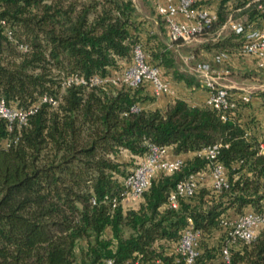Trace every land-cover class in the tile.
Instances as JSON below:
<instances>
[{
	"label": "trees",
	"instance_id": "trees-1",
	"mask_svg": "<svg viewBox=\"0 0 264 264\" xmlns=\"http://www.w3.org/2000/svg\"><path fill=\"white\" fill-rule=\"evenodd\" d=\"M229 1L234 7L248 3L242 10L245 29L264 27V0H218L209 31L225 21ZM2 19L0 96L10 105L36 109L10 128L0 116V264H106L108 257L116 264H151L154 258L173 264L188 218L202 231L194 264H223L221 217L231 215L230 209H264V152L258 145L264 135L261 123L244 118L250 100L240 103L236 118L223 120L215 109L183 97L163 109L142 107L150 96L143 84L64 86L71 73L123 71L136 43L163 78L161 67L196 85L172 68L170 49L135 16L132 0H0ZM244 39V31L232 28L206 47L237 52ZM242 74L261 75L264 82L254 70ZM44 95L56 103L42 100ZM254 95L264 103V89ZM134 103L141 109L131 111ZM216 142L229 186L215 191L204 185L177 207L166 205L179 180L208 170L210 161L199 150ZM149 143L191 155L173 172H159L132 198L122 178ZM124 151L127 158L120 157ZM225 264H264V229L249 242L230 244Z\"/></svg>",
	"mask_w": 264,
	"mask_h": 264
},
{
	"label": "built area",
	"instance_id": "built-area-1",
	"mask_svg": "<svg viewBox=\"0 0 264 264\" xmlns=\"http://www.w3.org/2000/svg\"><path fill=\"white\" fill-rule=\"evenodd\" d=\"M154 8L157 15L163 20L168 39L180 44L201 41L202 36L209 32L208 28L217 19L214 6L196 3V0H154ZM0 22L4 23L5 21L2 19ZM230 24L236 32H245V39L236 53L249 56L255 67L264 72V27L251 26L245 29L241 22H230ZM6 33L9 36L12 34L8 27ZM19 47L26 49L27 44L20 43ZM189 57L194 59L192 69L199 79L200 85L206 90L205 99L201 104L215 109L223 120L236 118L240 111V103L249 101L251 95L246 91L235 94L231 91L230 84L225 81L232 73L230 53L221 50L209 60L195 59L194 53ZM74 83L103 88L112 84L124 83L127 86L143 84L155 98L167 95L168 105L180 97L178 90L170 80L162 77L160 67L148 60V53L141 43L134 44L131 62L123 71L104 76L99 74L84 76L71 73L64 77L62 84L65 86ZM41 99L56 103V100H52L51 96L44 95ZM35 109V105L28 108L10 105L3 96H0V116L7 119L9 128L14 121L24 123L27 116ZM130 109L138 111L141 109V105L134 103ZM258 145L259 152H264V138L259 141ZM148 146L147 153L140 157L135 166L122 178L125 186L124 193L132 198H139L159 172H173L184 161L183 156L172 154L169 146L156 143H149ZM220 146L221 143L216 142L199 150V154L210 161L208 170L191 173L179 180L168 193L166 205L177 207L180 199L194 195L206 173L209 175L210 186L213 190L221 191L229 186L226 166L217 158ZM92 201L94 202V199ZM220 221L226 238V242L222 246V258L223 264H225L229 261L230 244L237 240L249 242L260 229H264V209L259 212L248 208L234 216L223 215ZM201 235L202 231L194 226L191 218H188L174 247L173 264H194L195 258L200 253L199 239ZM106 264L116 263L113 258L108 257ZM151 264H162V260L154 258Z\"/></svg>",
	"mask_w": 264,
	"mask_h": 264
},
{
	"label": "rangeland",
	"instance_id": "rangeland-1",
	"mask_svg": "<svg viewBox=\"0 0 264 264\" xmlns=\"http://www.w3.org/2000/svg\"><path fill=\"white\" fill-rule=\"evenodd\" d=\"M135 5V16L143 21L144 25L152 30V33L155 34L157 39L161 41V43L168 46L171 52V56L173 59V67L179 72L189 76L195 83V87L200 86L199 79L194 74L192 69V64L194 59L190 58L189 55L194 53L195 59H211L214 55L216 49L215 48H207V42H214L217 40L222 34H226L228 31L232 29L230 22H244L247 20L246 13L242 12L243 8L248 5L246 3L243 7H234L235 3L229 1L226 5V13L227 17L225 21L221 24H217L213 30H210L207 34L202 36V40L198 42H194L191 44H169L167 41V35L165 32V26L163 20L160 16L157 15L155 12L153 0H132ZM218 0H207L205 4L207 5H215L214 2ZM224 25V27H222ZM232 61L236 63H241L244 59H247L244 55H240L234 51L230 52ZM233 64V63H232ZM231 68L234 66L231 65ZM162 74L164 77L174 85V87L178 90L180 94H188L186 90H184L183 85H181V80L176 79L172 73V69L170 71H166L164 67H161ZM235 78L237 79L238 83L245 87L244 91L250 93L251 98H254V92L256 90H260L264 88L263 82H261L258 78L263 79V76H244L241 72L235 74ZM147 98H154L153 96H147ZM121 158H127V154L124 152H120ZM210 185V178L209 175L206 173L204 174V179L200 181V185ZM231 210V209H230ZM109 231H105V235H108ZM217 240L216 237H213L210 241L211 243H215ZM84 241H82V244Z\"/></svg>",
	"mask_w": 264,
	"mask_h": 264
},
{
	"label": "crops",
	"instance_id": "crops-1",
	"mask_svg": "<svg viewBox=\"0 0 264 264\" xmlns=\"http://www.w3.org/2000/svg\"><path fill=\"white\" fill-rule=\"evenodd\" d=\"M215 3L216 2H214V4ZM212 6H214V5H212ZM167 41L169 42V44H174L175 46L180 44L178 42L170 41L168 39V37H167ZM245 57L247 59H244L241 63H236V62L232 61V59H230V63L234 67L231 68L232 73L226 78L225 81H227L230 84L231 91H233L235 94L242 93V92H244V89H245V87L240 85L238 83L237 79L235 78L236 73H239V72L242 73L245 70H254V71L258 72L259 74L264 75V72L262 70L255 67V65L253 64V60L249 56H245ZM181 85H183L184 90H186L188 94L184 95V94H180L178 92V95L180 97H183L189 104H201V103H203L205 96H206V90L204 87H202L201 85L197 86V87L190 86V85L185 84L183 81H181ZM263 85H264V82H263ZM144 93H147L150 96H152L149 91H146ZM140 103H141L142 107H145V108L163 109L168 105L169 98L167 95H162V96H159L156 98L154 97L152 99L143 98ZM243 111H244L243 112L244 118H249V117L252 118L253 117L255 120H257V122L261 123L260 128L262 129V135H264V103H262L261 99L257 96H255L254 98H251L250 103L245 108H243ZM170 152H171V149H170ZM172 154H174V153H172ZM174 155H176V154H174ZM190 155H191V152H188L185 154H180V156H183V157L190 156ZM230 214L232 216L236 215L231 210H230Z\"/></svg>",
	"mask_w": 264,
	"mask_h": 264
}]
</instances>
